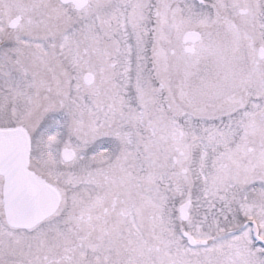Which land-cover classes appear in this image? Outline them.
<instances>
[{
  "label": "snow or ice",
  "instance_id": "snow-or-ice-1",
  "mask_svg": "<svg viewBox=\"0 0 264 264\" xmlns=\"http://www.w3.org/2000/svg\"><path fill=\"white\" fill-rule=\"evenodd\" d=\"M0 264H264V0H0Z\"/></svg>",
  "mask_w": 264,
  "mask_h": 264
}]
</instances>
